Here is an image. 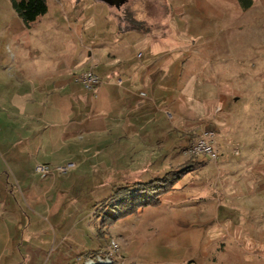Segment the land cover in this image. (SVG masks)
<instances>
[{"label":"crops","instance_id":"1","mask_svg":"<svg viewBox=\"0 0 264 264\" xmlns=\"http://www.w3.org/2000/svg\"><path fill=\"white\" fill-rule=\"evenodd\" d=\"M149 1L47 0V12L39 18L38 24L51 37L44 44L48 53L40 52L41 59L38 61H25L26 58L17 51L13 60L8 58L0 62V261L4 259L0 264H14L8 257L11 241L13 256L17 260L15 264H31L32 258V264H97V257L84 258L85 253L101 249L99 243L91 249L84 245L88 244L86 233H91L92 224L85 225V233L78 230L76 235L73 223L70 226L66 224L73 218L76 209L91 204L89 199L83 206L79 203L88 198L90 190L87 186L94 191L101 187L102 182L105 183L106 178L115 179L113 189L148 182L163 177L185 162L181 156L185 145L180 147L178 138L186 134L192 136L193 132L189 133L185 128H171L164 122V112L170 115L167 111L170 98L197 99L195 90L188 91L181 84L200 73L196 69L199 65L197 61L185 59L186 49L179 46L174 47L172 56L184 51L181 57L170 59L167 55L163 56V49L170 47L165 44L164 33L168 30L174 35L183 31L173 23L177 15L179 22L194 20L188 35H200L205 19L224 17L221 6L225 0H165L170 14L167 19V9L164 22L163 16L162 19L148 18V11L145 10ZM229 4L243 8L240 0H229ZM159 5L168 8L167 4ZM128 13L133 14L136 20L162 26V32L157 33L158 38L151 29L129 28L122 19ZM195 50L194 45L188 49L190 52ZM188 67L193 69L186 70ZM89 68L99 77V83L93 90H86L75 81L78 74ZM118 79L122 81L120 84ZM193 108L196 113L198 108ZM179 111L177 113L180 114ZM179 114L171 116L179 118ZM201 131L198 130L196 135ZM170 136H174V142L170 143ZM216 145L221 147L217 139ZM220 159L228 170L223 174L217 172V176H231L229 173L233 174L234 170L230 169L233 166L230 167L228 158ZM70 162L74 167L65 174L52 171L36 178L34 183L25 181L27 175H36L37 164L53 167ZM199 163L200 170L205 162ZM192 173L183 175V184L173 190L181 191L189 184L195 192H212V184L216 183L211 182L214 173L203 172L201 179L209 181L200 179V183L195 178L201 173L197 176ZM188 174L191 176L186 178ZM238 174L234 178H241ZM13 180L18 183V193L22 198L10 184ZM227 180L217 182L224 188L225 200L236 197L230 192L233 185L242 186V189L248 185L247 182L239 185ZM168 194L163 196L159 206L152 207L157 209V215L149 214L135 225L131 222L132 229L126 225L118 232L122 238L118 242L127 243L118 258L123 264L126 260L146 264L160 261V258L150 255L140 257L141 254H128L131 242L124 239L127 237L124 234L130 232L133 236L137 230L146 229L149 222L162 226L167 223L171 227L188 222L206 226L218 216V206L211 199L201 204L206 210L200 207V213L196 215L180 199L181 195L164 198ZM239 194L243 195V191ZM165 202L170 204L167 205L169 208L184 211L186 219L182 220L183 216L178 213L167 216L164 210L163 214H158V208ZM26 203L35 210L32 214L34 221L43 225L35 237L37 246H31L30 250L25 247L27 252L16 244L20 243L18 235L11 240L7 229L10 213L14 225L18 224L21 214L19 204L24 206ZM149 209L142 208L133 215L143 214ZM224 209L229 210L227 207ZM231 230L229 250L232 253L241 259L250 258L255 251L262 254L264 244L258 237H251L242 225ZM215 242L217 244L216 240L209 238L201 251V260L208 259ZM15 244L17 247H14ZM47 248L50 253H47ZM220 250L224 251L225 247ZM21 253L22 261H19ZM125 253L127 257L123 255Z\"/></svg>","mask_w":264,"mask_h":264},{"label":"rangeland","instance_id":"2","mask_svg":"<svg viewBox=\"0 0 264 264\" xmlns=\"http://www.w3.org/2000/svg\"><path fill=\"white\" fill-rule=\"evenodd\" d=\"M137 1L141 2V0ZM164 1H149L145 12L148 11L147 15L150 20L157 17L162 19L163 16L162 20L164 22L167 9V19H169V4L166 3L168 5L166 9L159 5L162 3L166 5ZM225 2L221 6L224 17L212 18L211 20L205 19L200 35H188V30L193 29L194 20L187 19L185 22H179L177 15L174 16L173 23L175 27L178 26L183 31L179 34L176 32L174 35H171L168 30L164 33L165 44L170 47L163 49V56L167 55L170 59H174V56L178 58L181 57L184 51L172 56L174 47L179 46L186 49L184 58L197 61L199 66L196 69L197 72H200L196 77L181 84L188 91L190 89L191 91L195 90V94L194 92L193 94L196 95L197 99L177 100L170 98L168 100L170 108L167 110L170 115L168 116L164 112V122L168 123L171 128L177 127L182 130L185 128L189 133L193 132L192 136L186 134L181 135V139L178 138L180 147L185 145V148L181 151V156L185 159L183 163L192 166L189 172L186 173L192 171L193 176L201 173L198 176L199 179L195 178L199 180V183L203 172L214 173L211 182L216 181L215 184H212V192H195L188 184L181 191L171 189L164 198L171 199L181 195L180 199H183L184 204H187L192 209L191 212L196 215H199L200 207L206 210L201 204L211 199L218 206V216L213 222L212 220L209 221L208 223H212L209 225L207 223L206 226H201L200 223L192 225L188 222L180 225L174 224V227H171L167 223L162 226L149 222L146 229L137 230L133 236L129 234L130 232L124 234V236H127L124 239L131 242L127 250L128 254H141L140 257L150 255L160 258V261L156 264H186L192 261L191 259H194L193 264H264V251L262 254L255 251L253 252L254 256L251 254L250 258L241 259L229 250L230 237L232 236L230 235L232 233L231 229L241 225L250 232L251 237H258L264 244V0H251L247 8L230 5L229 0H225ZM38 20L27 27L13 10L10 1L0 0V62L6 61L8 58L13 60V54H16L17 51L18 54L26 58L25 61H38L41 59L40 52L48 53V48L44 44L51 37L41 30L42 26H39ZM177 22L179 25H177ZM154 23L156 25V22ZM161 27H151V31L156 34V38L159 36L157 33L162 32ZM193 45L196 50L188 51ZM139 51L141 53L140 49ZM18 54L16 59H18ZM192 69L186 68L189 71ZM193 107L198 108L196 113L193 112ZM177 110L180 114L177 113ZM188 113H190L189 116H186ZM172 114H179V118H173ZM198 130L202 131L196 135ZM209 131L213 133L215 145L216 139L221 143L220 148H217L216 145L217 159H210L205 154L194 155L189 153V144ZM190 137L192 138L190 139ZM169 141L170 143L174 142V136H170ZM224 157L228 158L230 167L233 166L230 168L234 170L233 174L229 173L232 177L227 175L217 176V172L223 174L225 170H228L222 163L223 159H220ZM198 161L205 162L200 170L199 166L201 165ZM183 163L171 170L178 168ZM35 173V176L27 175L25 181L31 184L40 176H43L37 172ZM186 173L180 176L174 187L178 186L179 188L183 184L182 178ZM235 174L240 175L241 178H234ZM190 176L188 174L186 178ZM205 180L207 179L202 181ZM226 180L239 185L247 182L248 185L243 189L242 186L238 188V186L233 185L230 192L236 197L225 200L224 188L220 187L217 182ZM104 181L105 183L102 182L101 187L98 186L94 191H91L92 189L87 186V190H90L87 193L88 196H86L88 198L81 200L79 203L83 206L86 204V200L89 199L91 204L76 209L73 218L68 220L66 224L70 226L73 223L75 235L78 230V232L85 231L86 224H92L90 227L91 233H86L89 239L88 244L84 245L91 249L94 244L99 243L101 249L97 254L98 256H95L97 257L95 263L114 264L116 262L117 264H123L124 262H121L118 258L120 257V250L127 243L123 245L125 242L122 241L121 244L118 242L122 240L118 232L124 230L123 226L126 225H130L129 228L132 229L131 222L135 225L137 221H143L145 216L149 214L157 215V209H152V207L157 206H147L150 211L143 212V214L138 213L137 216L131 213L112 223H108V217H105V222L102 224L100 222L106 214H115L120 211L122 206L118 204L114 207L99 206V202L104 201L116 189H113L114 178H106ZM10 184L15 187L17 194L22 198L18 193V183L13 180ZM216 184L218 187H216ZM241 190L243 195L239 194ZM93 203H95L94 206ZM19 205L20 222L14 225L12 222L14 219L10 213L7 229L10 231L11 240L15 235H18L20 243L16 244L23 251H26L25 247L30 250L32 247L37 246L35 237L38 236L43 225L34 221V215L32 214L35 210L31 204ZM167 205L170 204L165 202L163 206L159 207L158 214H163L164 210L167 216H173L177 213L179 216L184 215V211L174 210ZM224 207L229 210H225ZM141 209H138L137 212ZM184 219H186L185 216L182 217V220ZM133 220L135 221L133 222ZM50 229L53 230V226ZM209 238L216 240L217 244L215 242L211 247L208 259L201 260V251L205 249ZM112 240L117 242H115L117 244L116 249L110 247ZM16 244L14 247H17ZM118 244H120V247ZM221 247H225V250H220ZM10 248L8 257L11 259V263L14 262L15 264L17 260L13 256L12 241ZM49 248L46 249L47 253H50ZM22 253L19 255V261H22ZM127 253L123 255L127 257ZM1 261L3 263L4 259H1ZM33 262L32 258L31 264ZM24 263L20 262L19 264ZM125 264L146 263L138 260H126Z\"/></svg>","mask_w":264,"mask_h":264},{"label":"trees","instance_id":"3","mask_svg":"<svg viewBox=\"0 0 264 264\" xmlns=\"http://www.w3.org/2000/svg\"><path fill=\"white\" fill-rule=\"evenodd\" d=\"M10 4L23 21V23L30 27L41 16L47 12V0H9ZM251 0H240L243 8H247L250 5ZM127 26L136 30H149L152 25L136 20L133 14H127L122 17ZM191 165L183 163L178 168L167 172L163 177L153 179L148 182L133 183L132 185L118 187L113 193L108 195L104 201L99 202V206L114 207L116 204L122 205L120 211L115 214H106L101 223L105 222V217H108V223H112L117 219L125 217L131 213L136 212L140 208L147 206H158L161 203L162 197L174 188L177 180L182 174L191 169ZM99 250L93 252H87L84 254L86 260L94 258ZM186 264H193L192 261Z\"/></svg>","mask_w":264,"mask_h":264},{"label":"built area","instance_id":"4","mask_svg":"<svg viewBox=\"0 0 264 264\" xmlns=\"http://www.w3.org/2000/svg\"><path fill=\"white\" fill-rule=\"evenodd\" d=\"M75 81L78 82L84 89L93 90L99 83V77L91 68L82 71L75 77ZM119 84L122 82L121 79L117 81ZM143 95V93H142ZM188 152L194 155L205 154L210 159H217V148L215 141L213 139L212 132H205L203 135L199 136L193 140L188 147ZM74 167L73 163H66L63 165L50 166L48 164H37L35 166V171L43 176L55 171L59 174L67 173L71 168ZM110 247L112 249L117 248V244L112 240L110 242Z\"/></svg>","mask_w":264,"mask_h":264},{"label":"flooded vegetation","instance_id":"5","mask_svg":"<svg viewBox=\"0 0 264 264\" xmlns=\"http://www.w3.org/2000/svg\"><path fill=\"white\" fill-rule=\"evenodd\" d=\"M108 1H110V2H114V3H118V2H120L121 0H108Z\"/></svg>","mask_w":264,"mask_h":264},{"label":"water","instance_id":"6","mask_svg":"<svg viewBox=\"0 0 264 264\" xmlns=\"http://www.w3.org/2000/svg\"><path fill=\"white\" fill-rule=\"evenodd\" d=\"M107 1V0H106Z\"/></svg>","mask_w":264,"mask_h":264}]
</instances>
